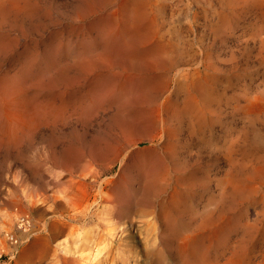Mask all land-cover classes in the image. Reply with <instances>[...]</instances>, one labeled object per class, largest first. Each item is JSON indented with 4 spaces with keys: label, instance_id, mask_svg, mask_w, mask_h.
I'll return each mask as SVG.
<instances>
[{
    "label": "rangeland",
    "instance_id": "obj_1",
    "mask_svg": "<svg viewBox=\"0 0 264 264\" xmlns=\"http://www.w3.org/2000/svg\"><path fill=\"white\" fill-rule=\"evenodd\" d=\"M0 1V264H264V0ZM186 72L207 114L127 155Z\"/></svg>",
    "mask_w": 264,
    "mask_h": 264
},
{
    "label": "bare ground",
    "instance_id": "obj_2",
    "mask_svg": "<svg viewBox=\"0 0 264 264\" xmlns=\"http://www.w3.org/2000/svg\"><path fill=\"white\" fill-rule=\"evenodd\" d=\"M229 0H219V6H220V11L218 12V15L223 16L224 9L229 6ZM1 3V1H0ZM1 5V4H0ZM192 23V22H191ZM171 25V24H170ZM176 42V41H175ZM158 46L162 49V54H161V59L166 61L169 66H172L173 64H181V65H188L191 62L194 61L195 56H187L184 52L177 51L175 49H172V46L170 45V40L166 44L164 42H158ZM202 54V53H201ZM189 57V58H188ZM200 57V56H199ZM202 57V56H201ZM232 59H234L233 56H231ZM200 59V58H199ZM200 62V61H199ZM121 63V62H120ZM124 63V62H123ZM201 63V62H200ZM200 65V64H199ZM204 67V66H203ZM169 68V67H166ZM165 68V69H166ZM185 68V67H184ZM179 69V68H178ZM199 72V71H198ZM180 73V72H179ZM197 73H181L179 75L180 80H178L177 87L180 93L183 95L182 98V107H178L176 104H179L178 102L175 103L174 105L170 104V97H167L164 102L160 103L159 105L155 106L153 111H151L147 117V119L142 123L138 125H132L129 127L130 132L135 135V140L129 141L127 144L133 147L132 150L127 152L128 154H133V155H138L142 153H151L153 152L156 154L159 151L160 145H154L156 141L159 140H165L168 137V128L167 125L165 124L167 120H170L173 118V114L176 113H181L180 115H186L188 116L189 110H192L194 112V115L197 114L199 115H204L207 114L206 112L211 108V99L208 96L207 99L202 96L203 98V103L200 105L198 103V100H196L194 96V92L198 91L200 88V85L197 81V78L194 76ZM174 81V80H173ZM182 82V83H181ZM167 85V86H166ZM160 91H158L162 94L167 91L168 87L171 85L170 82H167L166 84ZM242 86V85H241ZM157 92V91H156ZM153 94V93H152ZM197 94V93H196ZM182 95H180L182 97ZM258 96V95H257ZM259 98V97H258ZM257 98V99H258ZM180 99V98H178ZM250 99V98H249ZM246 100V99H245ZM251 101V100H250ZM254 101V100H253ZM258 104V100H256ZM255 101V102H256ZM247 105V104H246ZM259 105V104H258ZM236 107V105H235ZM256 107L253 106V108ZM260 107V106H259ZM248 108V107H247ZM251 108V107H250ZM258 109V108H257ZM255 111V110H254ZM249 112V111H247ZM165 117V118H164ZM195 118V117H194ZM162 126H159V125ZM147 144L146 146H140L141 144ZM113 180V179H112ZM107 184V183H106ZM103 190V189H102ZM178 196V193L174 192L173 195L171 196L170 199H176ZM229 222V221H228ZM221 223V222H220ZM230 223V222H229ZM225 226V225H223ZM247 226V224L245 225ZM214 228V227H213ZM212 228V229H213ZM216 228V227H215ZM218 228V227H217ZM221 229V227H219ZM222 231V230H221ZM219 232V231H218ZM217 232V233H218ZM198 233V232H197ZM200 233V232H199ZM212 233V232H211ZM214 234V233H212ZM201 235V234H200ZM186 236V235H185ZM213 236V235H212ZM216 237V236H215ZM219 237V234H218ZM216 237V238H218ZM215 239V238H214ZM220 238H218L219 240ZM182 241V240H181ZM185 242V241H184ZM212 242V241H211ZM214 242V241H213ZM212 242V243H213ZM178 243V242H177ZM210 243V242H209ZM186 244V242H185ZM189 244V243H188ZM240 246V244H239ZM241 247V246H240ZM239 247V249H240ZM184 248V246H183ZM182 249V246L181 248ZM192 249V248H191ZM239 249H236L239 251ZM179 250V249H178ZM184 252L186 250L182 249ZM233 250V249H232ZM181 251V250H180ZM231 251V250H230ZM235 251V250H234ZM241 252L243 251L242 248L240 250ZM182 252V251H181ZM244 252V251H243ZM183 253V252H182ZM206 253V252H205ZM235 253V252H233ZM239 253V252H238ZM237 253V254H238ZM180 254V252H179ZM263 255V254H262ZM234 256V255H233ZM182 257V256H181ZM180 257V258H181ZM207 257V256H206ZM243 257V256H242ZM239 258V257H238ZM261 258V257H260ZM264 258V257H262ZM237 259V258H236ZM258 259V258H257ZM181 260V259H180ZM209 260V259H208ZM240 260V259H239ZM243 260V259H242ZM191 261V260H190ZM232 261V260H231ZM236 261V260H235ZM264 261V260H263ZM185 262V261H184ZM259 264V263H258ZM262 264V263H261Z\"/></svg>",
    "mask_w": 264,
    "mask_h": 264
},
{
    "label": "built area",
    "instance_id": "obj_3",
    "mask_svg": "<svg viewBox=\"0 0 264 264\" xmlns=\"http://www.w3.org/2000/svg\"><path fill=\"white\" fill-rule=\"evenodd\" d=\"M33 230V221L29 216L23 215L15 220L13 231L5 234V242L10 248L7 253L9 259H13L21 247L30 240Z\"/></svg>",
    "mask_w": 264,
    "mask_h": 264
}]
</instances>
